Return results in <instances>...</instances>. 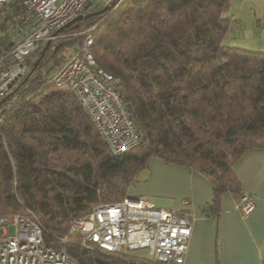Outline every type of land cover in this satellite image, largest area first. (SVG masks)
<instances>
[{"label":"trees","instance_id":"trees-1","mask_svg":"<svg viewBox=\"0 0 264 264\" xmlns=\"http://www.w3.org/2000/svg\"><path fill=\"white\" fill-rule=\"evenodd\" d=\"M229 4L126 0L65 28L70 36L41 56L43 45L29 59L24 82L0 104V213L31 209L51 240L96 204L128 197L151 157L207 174L215 192L208 213L217 211L221 192L241 195L233 163L247 148L264 147V52L223 44ZM93 25L96 63L120 78L118 90L141 135L122 154L110 150L72 89L49 82L68 56L65 45L74 41L77 49L82 42L73 33ZM62 246L79 264H164L76 240Z\"/></svg>","mask_w":264,"mask_h":264},{"label":"built area","instance_id":"built-area-1","mask_svg":"<svg viewBox=\"0 0 264 264\" xmlns=\"http://www.w3.org/2000/svg\"><path fill=\"white\" fill-rule=\"evenodd\" d=\"M126 0H0V100L25 76L29 59L47 41L68 37L57 30L85 9L111 5L112 13ZM97 25L76 31L83 36L64 62L49 76L67 85L114 154L141 142V135L118 90L120 78L96 63L91 51ZM15 82L12 87L10 84ZM5 116L0 110V124ZM236 207L244 217L255 208L254 196L243 192ZM13 226L10 233L8 227ZM0 264H79L62 246L76 240L84 247L120 255L148 247L164 264H186L192 218L181 211L157 207L141 197L100 202L90 212L73 218L67 232L47 240L38 216L29 208L0 213Z\"/></svg>","mask_w":264,"mask_h":264},{"label":"crops","instance_id":"crops-1","mask_svg":"<svg viewBox=\"0 0 264 264\" xmlns=\"http://www.w3.org/2000/svg\"><path fill=\"white\" fill-rule=\"evenodd\" d=\"M230 3L236 5L231 10L232 22L244 33L241 47L264 52V0H230ZM232 169L240 189L254 196L255 208L246 217L236 207L240 195L229 190L220 193L215 213L205 211L215 193L210 177L189 165L161 157L148 160L128 195L148 199L159 208L181 211L192 218L186 264H262L264 147L247 148Z\"/></svg>","mask_w":264,"mask_h":264},{"label":"rangeland","instance_id":"rangeland-1","mask_svg":"<svg viewBox=\"0 0 264 264\" xmlns=\"http://www.w3.org/2000/svg\"><path fill=\"white\" fill-rule=\"evenodd\" d=\"M235 6L236 5H231V3L229 5V11H230L229 15L231 16V18H233L231 10L234 11V7ZM231 24L232 25H231L229 31L226 33V35L223 38V44L229 45V46H239V47H241L240 44H242V42H243V37H241V36L244 33L242 31H240V29L235 28L234 22H231ZM243 26L245 27L246 24H244ZM74 45H75L74 41L70 42V43H67L65 45V47L61 50V53L63 52V53H66V54L69 55L70 52L73 50ZM50 63H52V62H50ZM50 63H49V66H50ZM7 229H8V231L10 233H12L14 231V227L13 226L8 227ZM2 232H3V229L0 228V234H2ZM125 254L133 256V257H135L136 259H139V260H146V259H152L153 258V255L150 253V250H149L148 247L138 248V249H133V250L126 249L125 250Z\"/></svg>","mask_w":264,"mask_h":264},{"label":"water","instance_id":"water-1","mask_svg":"<svg viewBox=\"0 0 264 264\" xmlns=\"http://www.w3.org/2000/svg\"><path fill=\"white\" fill-rule=\"evenodd\" d=\"M111 9V5H106L104 6L100 11H95V12H89V13H81L79 15H77L75 18H73L72 20H70L69 22H67L66 24H64L62 27H60L57 32H62L65 28L71 26V25H74L76 24L77 22L81 21V20H84L94 14H97L99 12H105V11H108ZM51 41H47V43L44 45L43 49H42V53H41V56H43L46 52V50L49 48V46L51 45ZM61 44H58L56 46V48H58ZM39 60L40 58H38L36 61H35V64H34V67H36L39 63ZM33 71V69L30 70L29 74H31ZM28 74V75H29ZM24 81L21 80L20 81V84L23 83ZM15 82H12V84H10V87H12V85L14 84ZM18 87V85H17ZM14 93V90L10 91L3 99L0 100V104H2L5 100H7V98L12 95Z\"/></svg>","mask_w":264,"mask_h":264}]
</instances>
